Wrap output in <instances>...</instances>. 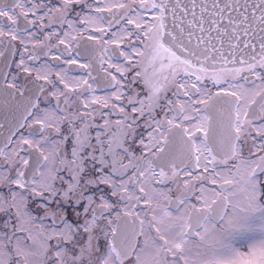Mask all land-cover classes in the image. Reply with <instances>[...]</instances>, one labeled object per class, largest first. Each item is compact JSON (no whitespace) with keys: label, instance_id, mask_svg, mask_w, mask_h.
Segmentation results:
<instances>
[{"label":"snow or ice","instance_id":"6c2138e0","mask_svg":"<svg viewBox=\"0 0 264 264\" xmlns=\"http://www.w3.org/2000/svg\"><path fill=\"white\" fill-rule=\"evenodd\" d=\"M0 264H264V0H0Z\"/></svg>","mask_w":264,"mask_h":264},{"label":"flooded vegetation","instance_id":"af4514ba","mask_svg":"<svg viewBox=\"0 0 264 264\" xmlns=\"http://www.w3.org/2000/svg\"><path fill=\"white\" fill-rule=\"evenodd\" d=\"M54 2H56V0H54Z\"/></svg>","mask_w":264,"mask_h":264}]
</instances>
